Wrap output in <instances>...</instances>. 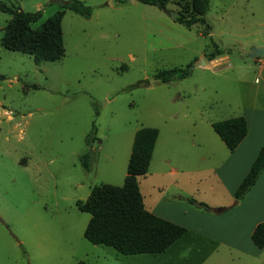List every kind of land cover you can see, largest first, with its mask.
<instances>
[{
  "label": "rangeland",
  "instance_id": "obj_1",
  "mask_svg": "<svg viewBox=\"0 0 264 264\" xmlns=\"http://www.w3.org/2000/svg\"><path fill=\"white\" fill-rule=\"evenodd\" d=\"M0 1L41 10L37 28L68 0ZM81 1L92 15L66 9L60 59L36 62L0 44V264H264V248L246 230L229 240L242 252L191 232L161 253L124 254L86 239L91 215L77 205L96 185H123L143 126L159 130L153 165L166 138L195 123L205 144H224L212 122L239 115L254 89L264 91V70L251 55L264 47V0H210V31L173 19L181 0H170L168 11L140 0ZM11 18L0 9V38ZM215 45L224 52L212 62ZM189 65L182 79L155 77ZM219 192L213 185L211 197Z\"/></svg>",
  "mask_w": 264,
  "mask_h": 264
},
{
  "label": "trees",
  "instance_id": "obj_2",
  "mask_svg": "<svg viewBox=\"0 0 264 264\" xmlns=\"http://www.w3.org/2000/svg\"><path fill=\"white\" fill-rule=\"evenodd\" d=\"M157 5L168 11L170 0H140ZM182 13L176 19L191 28L194 24L210 25L206 21V13L210 8V0H181ZM0 9L12 15L4 28L0 44L13 51L28 53L36 62L55 61L65 53L62 20L66 9L90 17L91 6L81 0L64 2L54 15L45 20L39 27L33 23L42 17V11L26 12L20 6H10L0 1ZM216 46L210 55L213 59L224 51ZM187 68H169L156 72V79L170 82L186 77L190 72ZM212 126L230 150H235L248 133V125L244 116H235L214 121ZM159 130L156 127L143 126L134 136L131 155L128 161L127 174L123 185L100 184L92 188L86 200H78V207L90 213L84 236L94 244L114 247L124 254L161 253L181 238L187 228L169 219L158 216L145 206L141 192L139 177L145 175L153 156ZM89 137H87V141ZM89 153L81 155L84 168H89ZM264 171V147L259 151L249 172L235 192L237 200L242 199L255 185ZM189 202L207 212L213 208L204 201L189 198ZM252 241L264 248V221L258 223L252 232ZM77 264H89L80 260Z\"/></svg>",
  "mask_w": 264,
  "mask_h": 264
},
{
  "label": "crops",
  "instance_id": "obj_3",
  "mask_svg": "<svg viewBox=\"0 0 264 264\" xmlns=\"http://www.w3.org/2000/svg\"><path fill=\"white\" fill-rule=\"evenodd\" d=\"M216 59L211 60L214 62ZM255 61L263 71L262 58L258 57ZM236 116L246 118L248 133L233 151L221 138L224 146L218 142L216 146L205 144L207 140L202 129H198L195 123L188 134L176 136L169 143L166 138L164 148L162 145L163 151L153 165L154 152L160 146L157 138L149 170L139 177V184L148 210L187 228V232L178 240L195 232L206 239L218 240L219 245L242 252V245L233 247L229 240L241 237L243 230L252 236L256 225L264 221V171L242 199L237 200L235 196L237 188L264 147V91L261 88L254 89L251 105ZM185 181L191 184L187 185ZM146 182L150 184L147 192L144 190ZM213 185L220 192L211 197ZM251 196L256 198L255 203L243 209L245 201ZM189 198L206 202L213 211L207 212L196 207L189 202Z\"/></svg>",
  "mask_w": 264,
  "mask_h": 264
},
{
  "label": "water",
  "instance_id": "obj_4",
  "mask_svg": "<svg viewBox=\"0 0 264 264\" xmlns=\"http://www.w3.org/2000/svg\"><path fill=\"white\" fill-rule=\"evenodd\" d=\"M173 19L176 20L177 14L172 12ZM251 55L262 57L264 59V47H257L252 49ZM206 64L205 60L202 58V62H198L197 65Z\"/></svg>",
  "mask_w": 264,
  "mask_h": 264
}]
</instances>
